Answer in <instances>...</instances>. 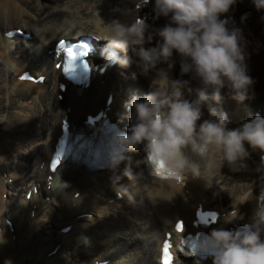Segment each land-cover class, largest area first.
I'll return each mask as SVG.
<instances>
[{"label": "bare ground", "instance_id": "obj_1", "mask_svg": "<svg viewBox=\"0 0 264 264\" xmlns=\"http://www.w3.org/2000/svg\"><path fill=\"white\" fill-rule=\"evenodd\" d=\"M139 1L0 0V233L4 240L0 264H158L164 232L177 219H184L189 226L199 204L225 213L213 228L250 223V200L264 188V153L259 150L248 149L247 170L236 171L217 162L203 181L177 182L150 175L138 147L115 169L117 174L125 167L133 175L140 173L132 181L121 178L133 194L132 203L116 197L109 180L113 175L110 165L90 170L65 163L55 174L50 171V159L65 124L77 125L86 114L104 108L109 95L112 104L106 112L121 122L124 98L132 94L143 97L151 90L148 78L137 74L133 79L134 64L102 70L96 55L92 58L97 65L96 78L90 88L60 89L61 73L54 68L56 40L84 34L101 36L105 24L113 20L130 25L139 17ZM225 15L235 20L250 41L247 63L256 81L254 99L238 103L225 95L222 108L229 117L228 127L234 128L256 110H264V10H257L251 0H238ZM152 16L146 21L149 25L165 22L163 17ZM22 27L26 33L32 32L31 39H10L11 30ZM124 55L131 57L132 53L121 52ZM172 63L171 69L166 64L158 67L165 68L172 79H188L180 75L175 53ZM24 69L35 78L43 76L44 83L19 81ZM157 86L168 90L171 84L158 81ZM192 86L197 85L193 82ZM203 112L202 119L209 118L207 106ZM141 185H147L148 198L139 191ZM18 186L22 187L17 193ZM231 213L236 218L225 223ZM198 261L178 253L176 264Z\"/></svg>", "mask_w": 264, "mask_h": 264}, {"label": "clouds", "instance_id": "obj_2", "mask_svg": "<svg viewBox=\"0 0 264 264\" xmlns=\"http://www.w3.org/2000/svg\"><path fill=\"white\" fill-rule=\"evenodd\" d=\"M237 2L154 0V19L163 17L162 25L152 26L139 18L130 25L113 20L97 37L106 41L101 55L109 66L126 68L134 64L133 79L138 74L150 80L148 93L143 97L132 94L123 102L129 126L117 130L109 144L113 170L109 180L117 198L134 201L121 178L132 181L140 173L133 175L125 167L122 174H117L115 169L138 147L150 175L186 182L203 181L217 162L236 171L246 169L248 149L264 153V117L256 116L230 128L228 114L222 108L225 95L238 103L255 98L256 81L247 63L250 41L235 20L225 15ZM251 2L257 10L264 9V0ZM129 51L131 57L119 54ZM174 53L179 57L180 75L188 79H172L165 68L158 67L166 64L171 69ZM158 81H170V89L154 87ZM193 82L197 86L193 87ZM204 106L209 118L202 119ZM154 165H159V174ZM139 191L147 197V185H141ZM250 201L253 206L247 226L238 230L213 228L199 240L200 251L211 256L212 264H264V188ZM234 218L235 213H231L223 221L230 223Z\"/></svg>", "mask_w": 264, "mask_h": 264}, {"label": "snow or ice", "instance_id": "obj_3", "mask_svg": "<svg viewBox=\"0 0 264 264\" xmlns=\"http://www.w3.org/2000/svg\"><path fill=\"white\" fill-rule=\"evenodd\" d=\"M84 48H87V45L83 46ZM84 55H86V53H84ZM81 56V53H73L71 49H69L68 55L64 61V72L65 73H76L77 72V64L75 63ZM80 64H82L84 70L87 72L89 70V64L87 63L86 60L80 59ZM59 164L58 160H53L52 161V168L53 171L56 170L57 166ZM159 174V172H158ZM200 215V213H198V216ZM207 215L212 216L213 218H215V213H209ZM176 229L177 231H182L183 230V222L182 221H178L176 223ZM171 257L170 254L168 252V246L165 245V255H164V264H169Z\"/></svg>", "mask_w": 264, "mask_h": 264}, {"label": "rangeland", "instance_id": "obj_4", "mask_svg": "<svg viewBox=\"0 0 264 264\" xmlns=\"http://www.w3.org/2000/svg\"><path fill=\"white\" fill-rule=\"evenodd\" d=\"M31 10V9H30ZM15 25V24H14ZM20 26H22V25H20ZM23 28V27H22ZM23 29H25V28H23ZM26 30V29H25ZM58 36H59V34H58ZM58 36L56 35V37L55 38H58ZM27 44V43H26ZM19 60V59H18ZM35 145L33 144V147H34ZM34 161L35 162H33V164H35L36 163V159H34ZM245 170H247V168L245 169ZM253 171V172H252ZM251 172L252 173H254V169L252 168L251 169ZM22 185V184H21ZM22 186H18V188H17V193H18V189L20 190V188H21ZM16 193V194H17ZM22 195H24V192L22 193ZM147 195H149V192H147ZM236 198H237V196H236ZM229 200V199H228ZM231 200V199H230ZM81 246V245H80ZM28 258V257H27ZM29 259V258H28ZM24 263H21V264H28V262L27 261H23ZM11 264H16V263H11Z\"/></svg>", "mask_w": 264, "mask_h": 264}]
</instances>
